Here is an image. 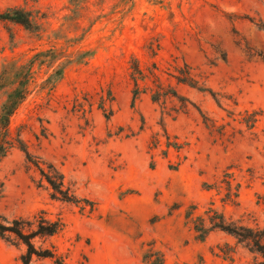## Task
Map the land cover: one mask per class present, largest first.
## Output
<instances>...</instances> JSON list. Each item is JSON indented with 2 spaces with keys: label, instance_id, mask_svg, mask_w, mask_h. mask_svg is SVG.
Returning <instances> with one entry per match:
<instances>
[{
  "label": "rangeland",
  "instance_id": "rangeland-1",
  "mask_svg": "<svg viewBox=\"0 0 264 264\" xmlns=\"http://www.w3.org/2000/svg\"><path fill=\"white\" fill-rule=\"evenodd\" d=\"M16 6L34 28L0 21V74L13 64L29 77L10 127L73 200L14 148L0 163V222L62 219L36 245L67 264H261L221 230L200 240L193 221L216 211L264 228V0H0ZM133 59L182 98L144 91L133 105ZM185 63L204 91L174 78ZM25 249L0 238V264H22Z\"/></svg>",
  "mask_w": 264,
  "mask_h": 264
},
{
  "label": "trees",
  "instance_id": "trees-1",
  "mask_svg": "<svg viewBox=\"0 0 264 264\" xmlns=\"http://www.w3.org/2000/svg\"><path fill=\"white\" fill-rule=\"evenodd\" d=\"M0 21L14 23L23 26L27 30H33L34 21L31 13L24 8L16 6L8 8L5 11H0ZM48 52L40 53L37 56L46 55ZM88 54V53H84ZM22 66H14L13 64L6 65L0 74V91L5 90L6 98L0 109V163L11 153L14 148L20 149L25 153L27 161L31 163L40 172L42 182L46 181L49 187L54 191V197L61 201H72V197L68 190H65L64 175L52 164H46L33 156L24 142L21 135L13 137L11 130V117L19 109L22 103L26 100L29 92L27 82L29 77L26 73L21 72ZM65 65L59 67L55 73L48 79L47 83L54 86L64 76ZM131 80L134 84L133 90V105L138 100L139 96L144 91H150L154 102L160 101L162 98H182L176 90L172 93L165 89L157 74L158 68L153 65V68L148 72L143 71L139 67V61L133 59ZM178 75L174 76L179 84L187 85L204 91L200 87L195 75L192 73V68L188 64L184 67L176 68ZM13 78V79H12ZM151 82L154 87L146 84V88L142 90L141 82ZM14 87H13V86ZM184 108H187L185 106ZM238 195H236V198ZM229 201V199L227 200ZM236 204V201H231ZM213 212L212 209L208 212ZM217 217L205 219L197 217L194 221V229L200 240H205L208 235L214 230H221L228 235L234 237L239 245H243L251 253L260 256L263 259L261 264H264V228L260 226L244 225L241 220L227 221L223 214H218ZM7 225L0 222V238L11 245L24 246L25 252L21 255L20 261L22 264H34V259L44 260L52 259L55 264H67L65 260L58 254V250L54 245L49 247H37L36 240H47L61 234L65 229V223L62 219H50L45 213L38 214L30 219H14L8 221L3 219ZM207 223L211 226L207 227Z\"/></svg>",
  "mask_w": 264,
  "mask_h": 264
}]
</instances>
